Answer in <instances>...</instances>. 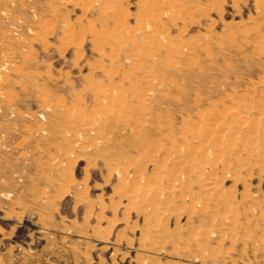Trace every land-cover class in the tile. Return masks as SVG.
Wrapping results in <instances>:
<instances>
[{"label":"rangeland","instance_id":"rangeland-1","mask_svg":"<svg viewBox=\"0 0 264 264\" xmlns=\"http://www.w3.org/2000/svg\"><path fill=\"white\" fill-rule=\"evenodd\" d=\"M232 110L264 111V0H0V264H264L258 133L217 214L191 175L194 212L131 196Z\"/></svg>","mask_w":264,"mask_h":264},{"label":"bare ground","instance_id":"bare-ground-1","mask_svg":"<svg viewBox=\"0 0 264 264\" xmlns=\"http://www.w3.org/2000/svg\"><path fill=\"white\" fill-rule=\"evenodd\" d=\"M148 26H150V25H148ZM243 107H244V109H246V111L249 110L247 105L244 104ZM232 108H234V107H232ZM232 111H233L232 113L227 114V115H229L227 122H225V120H219V119H217V117H215V116H220L221 113L219 111V114H217V115L216 114L213 115L212 113L208 114L207 122L203 121L204 122L203 125L201 124L198 128H193L194 126L193 127L191 126V128L189 127V129L187 131H183L182 129H180V131L178 130L179 131L178 136L186 141L185 145H183V144L181 145V144L176 143L174 136L172 134H169L168 139L170 142V147L168 149H160L162 152H164V155H163L164 162H167L169 164L168 171L166 170L165 174H163L164 184H162L163 182H160L159 178L156 176L153 178H150V179L145 178L143 181H146V182L143 183V181H140V180H142V178H144V177L141 176L139 171L138 172L134 171V174L132 175V180L133 181L136 180V181L134 183L132 181V183H131L132 200L136 199L137 196H139V195L141 197H143V195H145V197L151 196L149 198V204L148 203L147 204H148V206L151 205V206H153V208H156L158 205H161V204L163 205V202H167L168 204H170L169 202H171L173 200L171 197L175 193H177V198H178V200L180 199L181 203L183 204V207L190 208V211L194 212L193 210H194L195 206H193L194 203H192V201L190 200L192 194L188 188L189 184L191 183L190 182L191 178L189 175H191L192 177H195L196 182H199L201 185V188H203V190L205 191V192H203L204 193L203 195L205 196L204 201L203 202L198 201V204L202 210H204V211L211 210L217 214L220 206H225V205H226V207L230 206V204H231L230 200L231 199L227 193H224V190L222 189V186H221L222 175L226 172V169L228 166L227 165V159H225L224 154H228L229 156H233L234 159H239V154H244L245 155L244 159H249V157H250L249 154L256 151L255 146H256V144H258V142L256 141L257 140V134L256 133H258V135H259V139H258L259 144H264V111H261V112H258L255 114L257 116L259 115L261 117L260 119H256L254 115L249 116V114H244L245 118H244L243 122L238 121L239 120L238 116L240 113L235 111V110H232ZM215 112H216V110H215ZM194 123H196V122H194ZM137 126H138V124H137ZM214 129L218 130L219 132L218 133L216 131L214 132ZM187 140H190L191 142H193V144H191V145L187 144ZM248 141H249V143H248ZM246 144H249L250 147H246ZM151 147L152 146H150V150H151ZM261 153H263V152H261ZM261 156L262 155H260V157ZM217 163H219L221 165V169H222L223 174L220 173V171H219V174L216 173L215 166ZM229 168H230V166H229ZM240 168H242V167H240ZM237 170H239V169L237 168ZM227 172H228V170H227ZM227 175L229 176V174H227ZM159 177H161V176H159ZM150 201H152V202H150ZM144 204H146V203H144ZM144 208H146V207H144ZM164 208H163V210H164ZM171 209H172V207H171ZM161 210H162V208H161ZM152 211H154V210H152ZM169 211L171 212L170 209H169ZM197 212H200V210ZM150 215H152V214H150ZM212 215H210V216L212 217ZM152 216L150 218H152ZM155 217H156V215H155ZM225 217H227V215H225ZM153 218H154V216H153ZM225 220L221 216H218L217 218L214 219V221H218L220 223H223V221H225ZM154 224H156V223H154ZM153 228H154V230H155V228L157 229V227H155V226ZM161 231H160V233H161ZM229 231H231V230H229ZM156 233H158V232H156ZM152 234H154V233H151V236H153ZM202 235H203V233H202ZM157 236H159V235H157ZM193 236H195V235H193ZM194 246L196 248H198V247L201 248L202 245L200 243L199 244L195 243Z\"/></svg>","mask_w":264,"mask_h":264}]
</instances>
